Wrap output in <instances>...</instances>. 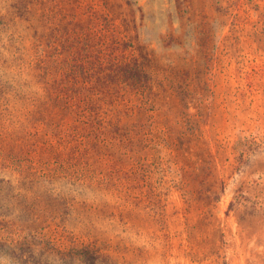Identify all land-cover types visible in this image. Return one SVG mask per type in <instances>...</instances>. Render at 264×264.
Returning <instances> with one entry per match:
<instances>
[{
  "label": "rangeland",
  "instance_id": "374dc122",
  "mask_svg": "<svg viewBox=\"0 0 264 264\" xmlns=\"http://www.w3.org/2000/svg\"><path fill=\"white\" fill-rule=\"evenodd\" d=\"M0 264H264V0H0Z\"/></svg>",
  "mask_w": 264,
  "mask_h": 264
}]
</instances>
